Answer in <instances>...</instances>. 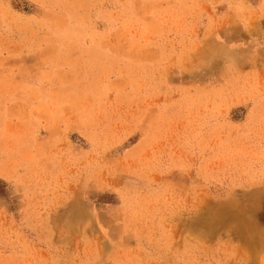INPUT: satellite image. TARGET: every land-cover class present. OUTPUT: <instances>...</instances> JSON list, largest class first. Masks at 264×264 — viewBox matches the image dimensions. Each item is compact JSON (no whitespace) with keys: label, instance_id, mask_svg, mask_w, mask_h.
Wrapping results in <instances>:
<instances>
[{"label":"rangeland","instance_id":"1","mask_svg":"<svg viewBox=\"0 0 264 264\" xmlns=\"http://www.w3.org/2000/svg\"><path fill=\"white\" fill-rule=\"evenodd\" d=\"M0 264H264V0H0Z\"/></svg>","mask_w":264,"mask_h":264},{"label":"bare ground","instance_id":"2","mask_svg":"<svg viewBox=\"0 0 264 264\" xmlns=\"http://www.w3.org/2000/svg\"><path fill=\"white\" fill-rule=\"evenodd\" d=\"M249 256V255H248Z\"/></svg>","mask_w":264,"mask_h":264}]
</instances>
